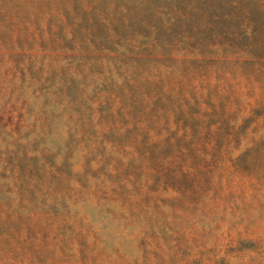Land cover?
<instances>
[{
	"label": "rangeland",
	"instance_id": "1",
	"mask_svg": "<svg viewBox=\"0 0 264 264\" xmlns=\"http://www.w3.org/2000/svg\"><path fill=\"white\" fill-rule=\"evenodd\" d=\"M0 264H264V0H0Z\"/></svg>",
	"mask_w": 264,
	"mask_h": 264
}]
</instances>
